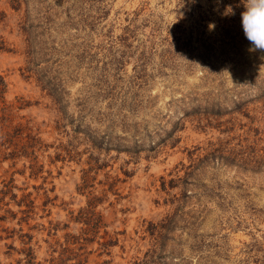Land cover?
<instances>
[{"label": "rangeland", "instance_id": "rangeland-1", "mask_svg": "<svg viewBox=\"0 0 264 264\" xmlns=\"http://www.w3.org/2000/svg\"><path fill=\"white\" fill-rule=\"evenodd\" d=\"M244 11L0 0V264H264Z\"/></svg>", "mask_w": 264, "mask_h": 264}, {"label": "clouds", "instance_id": "clouds-1", "mask_svg": "<svg viewBox=\"0 0 264 264\" xmlns=\"http://www.w3.org/2000/svg\"><path fill=\"white\" fill-rule=\"evenodd\" d=\"M241 13L244 35L254 49L264 50V0H243ZM211 27V26H210Z\"/></svg>", "mask_w": 264, "mask_h": 264}, {"label": "trees", "instance_id": "trees-1", "mask_svg": "<svg viewBox=\"0 0 264 264\" xmlns=\"http://www.w3.org/2000/svg\"><path fill=\"white\" fill-rule=\"evenodd\" d=\"M4 88H5V83L2 77L0 76V96H1V93L4 91Z\"/></svg>", "mask_w": 264, "mask_h": 264}]
</instances>
